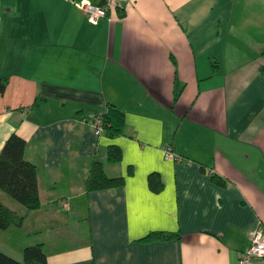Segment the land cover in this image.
I'll use <instances>...</instances> for the list:
<instances>
[{
  "label": "crops",
  "instance_id": "1",
  "mask_svg": "<svg viewBox=\"0 0 264 264\" xmlns=\"http://www.w3.org/2000/svg\"><path fill=\"white\" fill-rule=\"evenodd\" d=\"M0 79V153L12 134L27 141L44 211L66 214L65 237L82 244L48 264H239L264 227V0H122L97 23L73 0H0ZM107 104L125 114L123 136L88 121ZM92 158L126 184L90 193L77 216ZM155 231L182 237L139 241ZM56 240L47 229L21 246Z\"/></svg>",
  "mask_w": 264,
  "mask_h": 264
},
{
  "label": "trees",
  "instance_id": "2",
  "mask_svg": "<svg viewBox=\"0 0 264 264\" xmlns=\"http://www.w3.org/2000/svg\"><path fill=\"white\" fill-rule=\"evenodd\" d=\"M78 1V0H73ZM94 4L103 6L106 0H94ZM121 12V11H119ZM8 81L0 79V94H4ZM182 90H177L176 100ZM103 120L105 135L111 139L124 135L126 128V116L112 104H107L105 111L95 116ZM27 141L17 134H12L6 141L0 153V240L8 246L21 251L24 261L20 262L0 251V264H48L49 255L82 246L75 239L65 237L60 220H65L66 214L55 215L47 213L43 209V196L41 178L43 169L28 162L25 159ZM107 160L111 164L123 161V151L117 145L109 146ZM134 170L129 168V175ZM214 181L225 185L222 178L214 177ZM125 177H109L104 165L96 158L91 159L89 175L85 181V196L73 202V212L79 215V209L86 205L88 195L92 192L114 190L125 186ZM149 186L154 193L164 190V183L158 173L149 176ZM89 213L82 219H89ZM47 229L56 232L57 240L52 244H38L30 247H22L24 237L40 234ZM182 234L164 231L151 232L141 240L144 243L167 242L181 239ZM89 240V244H90Z\"/></svg>",
  "mask_w": 264,
  "mask_h": 264
},
{
  "label": "built area",
  "instance_id": "3",
  "mask_svg": "<svg viewBox=\"0 0 264 264\" xmlns=\"http://www.w3.org/2000/svg\"><path fill=\"white\" fill-rule=\"evenodd\" d=\"M122 0H106L105 5L99 6L93 3L92 0H78L74 4L79 8L87 19L92 23H97L102 19H109V13L121 6ZM94 127L97 136H102L105 131L103 127V120L101 118H90L88 120ZM165 155L167 159L180 160L172 148L169 146L165 148ZM64 207L69 206L67 200L62 201ZM257 260L264 261V227L259 228L251 235L250 247L241 254L239 264H255Z\"/></svg>",
  "mask_w": 264,
  "mask_h": 264
}]
</instances>
